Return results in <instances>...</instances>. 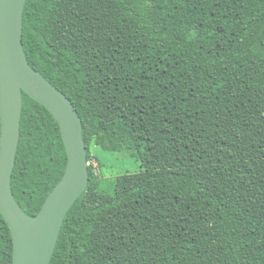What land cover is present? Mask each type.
I'll return each mask as SVG.
<instances>
[{
	"label": "trees",
	"instance_id": "16d2710c",
	"mask_svg": "<svg viewBox=\"0 0 264 264\" xmlns=\"http://www.w3.org/2000/svg\"><path fill=\"white\" fill-rule=\"evenodd\" d=\"M22 39L78 110L89 161L50 264H264V0H27ZM23 100L12 190L34 216L67 153ZM92 144L143 170L98 175Z\"/></svg>",
	"mask_w": 264,
	"mask_h": 264
},
{
	"label": "water",
	"instance_id": "95a60500",
	"mask_svg": "<svg viewBox=\"0 0 264 264\" xmlns=\"http://www.w3.org/2000/svg\"><path fill=\"white\" fill-rule=\"evenodd\" d=\"M27 0H0V212L9 225L12 264H50L64 219L89 183L83 121L70 98L28 61L23 45ZM23 92L58 121L67 153L59 182L39 212L29 216L16 200L12 175L21 135Z\"/></svg>",
	"mask_w": 264,
	"mask_h": 264
},
{
	"label": "rangeland",
	"instance_id": "374dc122",
	"mask_svg": "<svg viewBox=\"0 0 264 264\" xmlns=\"http://www.w3.org/2000/svg\"><path fill=\"white\" fill-rule=\"evenodd\" d=\"M91 153L98 156L102 161L99 164L97 159H93L96 173L104 178H114L126 173H135L143 170L141 161L132 157L129 152H111L92 144ZM0 264H10V259L0 257Z\"/></svg>",
	"mask_w": 264,
	"mask_h": 264
}]
</instances>
